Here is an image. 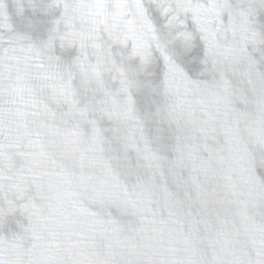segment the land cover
<instances>
[{
    "label": "water",
    "instance_id": "water-1",
    "mask_svg": "<svg viewBox=\"0 0 264 264\" xmlns=\"http://www.w3.org/2000/svg\"><path fill=\"white\" fill-rule=\"evenodd\" d=\"M0 264H264V0H0Z\"/></svg>",
    "mask_w": 264,
    "mask_h": 264
}]
</instances>
